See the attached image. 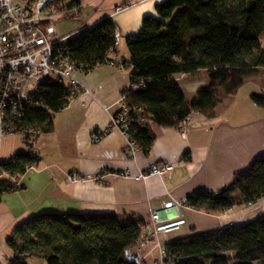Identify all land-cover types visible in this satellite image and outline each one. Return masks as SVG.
<instances>
[{
    "label": "trees",
    "instance_id": "16d2710c",
    "mask_svg": "<svg viewBox=\"0 0 264 264\" xmlns=\"http://www.w3.org/2000/svg\"><path fill=\"white\" fill-rule=\"evenodd\" d=\"M85 0H70L68 9L80 13ZM157 17L147 16L141 30L128 38L131 82L144 81L126 92L124 105L130 116L128 134L149 153L157 128L179 127L193 112L214 116L219 105L233 97L247 77L264 68V0H165L156 5ZM64 18L75 19L67 13ZM117 26L110 17L100 19L71 34L62 54L82 72L113 61ZM205 70L209 82L192 99L174 78ZM43 105L33 108L19 123L29 144L26 153L1 161L0 169L21 176L39 156L27 133L54 130V116L74 97L64 83H43ZM264 107V95L253 94ZM139 109V110H138ZM138 111V112H137ZM137 112V113H136ZM6 177L0 178V199L20 190ZM264 198V153L234 175L218 191L197 190L187 204L200 211L225 212L249 206ZM142 221L123 224L114 214L42 213L14 228L7 243L13 251L9 264H135L127 249L141 241ZM164 264H264V214L256 219L198 232L165 245Z\"/></svg>",
    "mask_w": 264,
    "mask_h": 264
},
{
    "label": "crops",
    "instance_id": "0c3cea01",
    "mask_svg": "<svg viewBox=\"0 0 264 264\" xmlns=\"http://www.w3.org/2000/svg\"><path fill=\"white\" fill-rule=\"evenodd\" d=\"M165 0H85L81 23L68 34L110 17L117 26L120 43L113 61L76 77L81 91L66 108L54 116V130L33 140L39 162L19 176L20 190L0 199V264H9L13 251L7 243L16 226L42 213L114 214L123 224L150 222L153 211L164 203H178L197 190L218 191L235 174L247 169L264 153V107L253 102V94L264 95V68L247 77L238 92L218 106L214 116L199 112L179 127L157 128V138L149 153L139 149L131 158L127 136L112 125V117L123 107V95L131 87L128 38L138 33L147 16L157 17L156 5ZM85 6L92 11L84 15ZM126 6L118 13L116 7ZM205 71L194 75L177 74L188 99L208 84ZM23 133L8 134L0 141V162L29 150ZM175 164L166 176L146 180L122 177L145 171L152 163ZM76 173L78 180L68 181ZM185 224L167 235H160L165 246L198 232L219 231L246 223L264 214V198L249 206L225 212H205L189 206L179 207ZM172 215L177 211L170 210ZM139 264H159L158 248L148 245L137 251ZM156 257V258H155Z\"/></svg>",
    "mask_w": 264,
    "mask_h": 264
},
{
    "label": "built area",
    "instance_id": "2783aa9c",
    "mask_svg": "<svg viewBox=\"0 0 264 264\" xmlns=\"http://www.w3.org/2000/svg\"><path fill=\"white\" fill-rule=\"evenodd\" d=\"M69 2L70 0H0V141L8 134H25L17 130L18 125L29 110L43 105L40 96L46 80L64 83L73 96L81 91L76 74L82 71L62 54L63 45L71 34L60 35L56 23L67 13L75 18L80 17L76 8L68 9ZM125 8L126 6H118L115 12ZM116 36L117 53L120 43L118 31ZM110 63L117 68L124 67L122 63ZM143 85V80L134 82L130 89L136 90ZM125 97L126 93L123 95L122 109L112 117V125L127 136V153L134 158L141 148L128 134L130 116L124 105ZM190 119L189 115L181 125L185 126ZM27 133L41 134L39 130H29ZM36 166L37 162L33 161L28 170ZM174 168L175 164L172 163L155 162L137 175L129 170L119 174L125 178L146 180L150 176H166ZM2 177L10 179L16 186H21L19 176H11L0 169V178ZM76 180V173L69 175L68 181ZM181 206H189L186 199L178 203H164L161 209L153 211L150 222L145 225L137 251H143L147 245L154 244L160 251L161 264H164L168 249L161 245L159 236L179 230L185 224L178 210ZM172 209L177 211L176 215L171 214ZM125 256L128 262L140 263L139 253L132 249H127Z\"/></svg>",
    "mask_w": 264,
    "mask_h": 264
},
{
    "label": "rangeland",
    "instance_id": "374dc122",
    "mask_svg": "<svg viewBox=\"0 0 264 264\" xmlns=\"http://www.w3.org/2000/svg\"><path fill=\"white\" fill-rule=\"evenodd\" d=\"M92 8H93L92 6H85L84 15L86 16V14L90 13L92 11ZM73 17H75V16H73ZM82 21H83V19H80V18H75V19L60 18V19H58L56 21V23H57V28H58L59 34L60 35H67L69 32L73 31L79 25V23H81ZM203 71H205V70H203ZM205 73H207V72L205 71ZM204 75H207V74H204ZM158 261H159V264H161L160 251L159 250H158ZM30 263L31 264H46V262L41 258H33V259H31Z\"/></svg>",
    "mask_w": 264,
    "mask_h": 264
}]
</instances>
